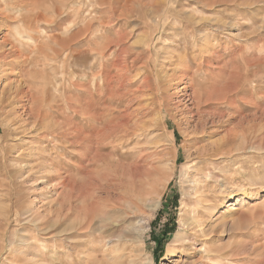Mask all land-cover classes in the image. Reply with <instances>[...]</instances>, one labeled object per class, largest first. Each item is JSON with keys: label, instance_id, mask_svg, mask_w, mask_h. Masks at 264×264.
I'll list each match as a JSON object with an SVG mask.
<instances>
[{"label": "rangeland", "instance_id": "obj_1", "mask_svg": "<svg viewBox=\"0 0 264 264\" xmlns=\"http://www.w3.org/2000/svg\"><path fill=\"white\" fill-rule=\"evenodd\" d=\"M92 76L97 128L133 131L115 154L79 141ZM94 150L158 166L130 218L84 208L112 169ZM0 264H264V0H0Z\"/></svg>", "mask_w": 264, "mask_h": 264}, {"label": "bare ground", "instance_id": "obj_2", "mask_svg": "<svg viewBox=\"0 0 264 264\" xmlns=\"http://www.w3.org/2000/svg\"><path fill=\"white\" fill-rule=\"evenodd\" d=\"M27 29L30 30V28H27ZM23 33H25V32L23 31L22 33H16V35L18 36L17 38H19V39L25 38ZM12 47L15 49L14 45ZM15 52H17V51L16 50L11 51L12 54H15ZM91 57H92V55H91ZM91 61H92V58H91ZM92 66H93V64H92ZM124 69H126V68H124ZM96 75H97V73H96ZM85 77H82V78H85ZM109 77H110V75H109ZM95 79L96 78L94 76L91 77V83H90L91 85L89 86V89H87V95L89 97V101L85 104V107L82 110V115L85 117V119H84L85 120V129H86L87 133L85 131H83V134L82 135L80 134L79 141L81 144H83L86 151L90 153L94 144L99 145L101 143V141L104 140V138H112L111 139L110 152L112 154H115L118 148L124 147V146L129 144V141L132 138L131 135L133 134V131L128 126V118L126 115L123 116L122 121H120L118 123H115V124L109 123L110 125L107 127H104V128L98 127L97 128V126L103 122V120H102L103 116H102V114L97 113V106H96L97 95H96V93H97L98 88H97V84L95 83ZM145 81L147 82L148 80H145ZM84 86H86V85L84 84ZM22 95H24L23 90H17L16 89L13 98L17 99V98H20ZM115 98H116L115 99V104H116L115 107H117V106H119L118 104L120 103L122 96H116ZM29 112H27L26 116H27L28 120H31L32 118H31ZM80 132H82V129L80 130ZM235 132H236L235 129L226 132L224 135L226 141L231 139L232 137H234ZM222 146H221V143L220 144L219 143H214V144L208 143L206 145H203L201 148L196 150V152H195L196 159L199 162L200 161L207 162V164H205L204 168L207 170H210L211 169L210 166L212 165L211 162H213V161L217 162V161L221 160L222 158L223 159L225 158V157L220 156L221 152H219V150L221 149ZM225 146H226V144H225ZM155 155H157V154H155ZM155 155H150L148 158L152 159L155 157ZM93 158L97 161L102 160L103 162H106L107 164L111 163L112 169L109 173H107L106 175H104L102 177L101 182H99L96 186L95 185L92 186V189L99 190L101 192V195H99V196L92 195L93 196L92 202L86 203L84 205V208H86L88 211L93 212L95 214V216L98 218V221L101 223V225H103L104 221H106L101 217L104 209L105 210L107 209L109 211V214H113V215L117 211H119L120 216L115 217V218H117L116 220L123 219V218L128 219V218H130V215H133L134 211L141 210L143 202L144 203L146 202V198L148 196H150V194H152L151 190L154 189L153 188L154 187V181H155L157 175L159 176V173H160L158 166L154 165L153 162H149L148 164H146V167L144 168V170H140L139 168L127 169V168H124L122 165H120L118 162H116L113 165V163L107 157L106 158L99 157L97 155L96 151H95V154L93 155ZM230 177H231V175H230ZM82 194H84V193H82ZM201 201H202V199H198V204H200ZM196 213H199V210H197ZM95 216H94V218H95ZM195 217H197V216H195ZM91 220L92 219L90 217H87L86 221L88 222V227L91 224ZM116 222H117V224H116L117 226L113 225L107 234V237L110 239L114 238V237L124 238V236L120 232H118L117 230H116V232H118L117 233L118 235H116L115 228L119 227L118 221H116ZM195 224H196V227H198V231L196 232V231H194L195 230L194 229L193 230L194 232L191 234V236L193 237L194 241L202 243L203 246H206L208 244V241L206 238L207 234L202 229L204 222L201 219V220H197L195 222ZM114 226H116V227H114ZM205 253L207 255L206 257H210L209 254L211 253V251L209 250V248L208 249L205 248ZM168 254L171 255L172 253L169 252Z\"/></svg>", "mask_w": 264, "mask_h": 264}]
</instances>
